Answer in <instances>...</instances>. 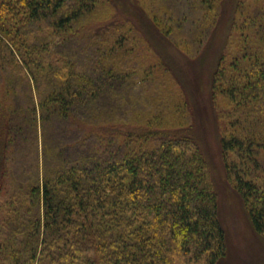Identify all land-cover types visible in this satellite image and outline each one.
Listing matches in <instances>:
<instances>
[{"label": "trees", "instance_id": "trees-1", "mask_svg": "<svg viewBox=\"0 0 264 264\" xmlns=\"http://www.w3.org/2000/svg\"><path fill=\"white\" fill-rule=\"evenodd\" d=\"M103 2L135 5L192 58L224 7L0 0V264H217L225 231L188 100L137 73L128 25L82 26ZM233 2L209 88L229 105L226 177L264 236V0Z\"/></svg>", "mask_w": 264, "mask_h": 264}, {"label": "rangeland", "instance_id": "rangeland-1", "mask_svg": "<svg viewBox=\"0 0 264 264\" xmlns=\"http://www.w3.org/2000/svg\"><path fill=\"white\" fill-rule=\"evenodd\" d=\"M233 3V0H224L220 22L196 58L187 57L174 47L135 5L113 8L103 2L95 13L82 22V26L108 18L128 25L127 44L133 48L137 73L142 76L151 72L153 80L162 82V89L167 95L175 93V89L182 93L179 86L182 87L193 116L191 128L205 153L216 187L219 219L225 231L226 253L217 264H264V236L253 230L238 192L227 179L218 144V129L221 125L226 126L224 110L229 105L219 95L214 102L209 88L211 70L228 32ZM238 42L239 34L234 30L225 49L227 58L234 54ZM220 113H223V120Z\"/></svg>", "mask_w": 264, "mask_h": 264}]
</instances>
